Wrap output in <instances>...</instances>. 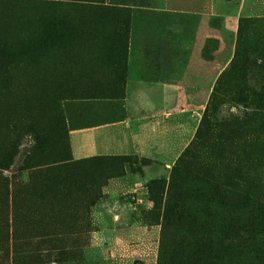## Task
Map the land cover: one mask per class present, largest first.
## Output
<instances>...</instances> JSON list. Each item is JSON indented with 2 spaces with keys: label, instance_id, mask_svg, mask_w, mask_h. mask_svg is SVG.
Segmentation results:
<instances>
[{
  "label": "rangeland",
  "instance_id": "374dc122",
  "mask_svg": "<svg viewBox=\"0 0 264 264\" xmlns=\"http://www.w3.org/2000/svg\"><path fill=\"white\" fill-rule=\"evenodd\" d=\"M90 1L0 0V264H264V0L143 19L178 61L162 145L78 159L68 114L122 97L132 24Z\"/></svg>",
  "mask_w": 264,
  "mask_h": 264
},
{
  "label": "crops",
  "instance_id": "0c3cea01",
  "mask_svg": "<svg viewBox=\"0 0 264 264\" xmlns=\"http://www.w3.org/2000/svg\"><path fill=\"white\" fill-rule=\"evenodd\" d=\"M62 1L77 4L91 2ZM185 1L102 0L105 7L131 12L124 90L122 97L84 100L78 104V112L68 114L69 138L75 158L100 155L147 158L153 154L155 147L158 152L159 144L163 142V135L159 132L163 123V101L165 104L169 91L174 92L175 87H179L170 85L163 76L167 74L166 66L178 61L163 56L166 41L170 38L165 27L140 22L151 17L165 23H185L188 13L184 9H195V5ZM173 3L185 5L173 7ZM209 9L214 12V7ZM155 125L158 128L156 132Z\"/></svg>",
  "mask_w": 264,
  "mask_h": 264
}]
</instances>
